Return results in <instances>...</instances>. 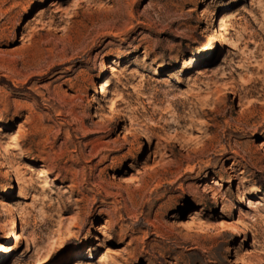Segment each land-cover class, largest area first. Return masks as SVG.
<instances>
[{
	"label": "rangeland",
	"instance_id": "obj_1",
	"mask_svg": "<svg viewBox=\"0 0 264 264\" xmlns=\"http://www.w3.org/2000/svg\"><path fill=\"white\" fill-rule=\"evenodd\" d=\"M0 264H264V0H0Z\"/></svg>",
	"mask_w": 264,
	"mask_h": 264
},
{
	"label": "bare ground",
	"instance_id": "obj_2",
	"mask_svg": "<svg viewBox=\"0 0 264 264\" xmlns=\"http://www.w3.org/2000/svg\"><path fill=\"white\" fill-rule=\"evenodd\" d=\"M109 69H110V67H109ZM112 69V68H111ZM111 86V84L109 83V81L107 80V81H105L104 83H102V85H101V91L102 92H107L108 90H109V87ZM100 91V92H101ZM112 99V98H111ZM109 100V99H108ZM112 103H113V101H112ZM111 103V104H112ZM104 131V130H103ZM100 132V133H105V131L104 132ZM109 136V134L108 135H105V136H103L101 139H103V138H106V137H108ZM107 144V142H102V144L101 145H104V144ZM100 145V146H101ZM100 146H96V147H93L92 149H91V151H90V156H92L93 157V159H95L96 157H99V156H102L104 153H107L106 152V150L102 147V148H100ZM126 146H127V140H125V143L121 146V148L119 149V150H116V151H113L112 153H120V152H122V151H124V149L126 148ZM111 153V154H112ZM111 154H109V155H105V156H103L105 159H109L110 157H111ZM125 155L126 154H124L123 156H119V154H118V156H115L114 158H123V157H125ZM43 172V171H42ZM45 172V171H44ZM40 173V172H39ZM40 175H42L41 173H40ZM244 199H245V197H244ZM17 229V228H16Z\"/></svg>",
	"mask_w": 264,
	"mask_h": 264
}]
</instances>
